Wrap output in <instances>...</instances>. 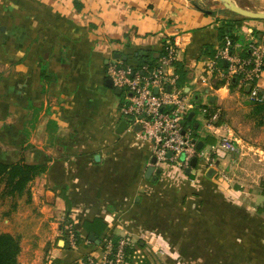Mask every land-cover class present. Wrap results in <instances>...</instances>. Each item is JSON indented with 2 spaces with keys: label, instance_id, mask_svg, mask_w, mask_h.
Listing matches in <instances>:
<instances>
[{
  "label": "crops",
  "instance_id": "obj_1",
  "mask_svg": "<svg viewBox=\"0 0 264 264\" xmlns=\"http://www.w3.org/2000/svg\"><path fill=\"white\" fill-rule=\"evenodd\" d=\"M228 22L234 54L264 44V20L216 2L0 0V161L47 165L4 220V232L20 239V264H73L84 255L100 262L107 236L133 238L149 264H264V125L239 81L215 88L218 78L207 76ZM170 38L180 42L185 90L196 97L197 147L235 139L219 167L201 159L190 173L157 166L151 141L136 128L118 132L125 95L108 85V67L136 70L141 55H160ZM258 86L264 94V72ZM203 108L221 109L222 124L203 116L201 125ZM97 217L108 225L102 242L70 248L63 222L84 232ZM150 244L164 254H149Z\"/></svg>",
  "mask_w": 264,
  "mask_h": 264
},
{
  "label": "built area",
  "instance_id": "obj_2",
  "mask_svg": "<svg viewBox=\"0 0 264 264\" xmlns=\"http://www.w3.org/2000/svg\"><path fill=\"white\" fill-rule=\"evenodd\" d=\"M248 46L250 56L241 58L234 54V45L230 37H226L208 64L207 76L218 78L226 85H230L233 79H239L241 87L249 92L253 101H262L264 98L260 95L258 81L264 72V44L250 41ZM180 47L177 39H168L159 57L158 67L146 74L144 70L141 72L114 64L108 67L107 75L114 87L121 89L125 95V103L120 110L128 127L132 130L139 125L141 129L138 135L152 142L157 166L171 162L186 170L191 167L195 157L207 165L215 166L235 150V139L232 133H228L209 149H198L195 129L185 123L186 117L196 109L197 102L178 84L177 72L169 73L170 69L176 68ZM223 61L226 62L225 66ZM203 81H206V76ZM201 113L206 117L209 109L203 108ZM220 119L221 109H217L208 119L207 125L211 126V123L219 122ZM182 155L185 156L184 160ZM222 178L229 179L227 175ZM60 233L70 248L90 242L84 236L77 235L74 223L68 220L63 222ZM137 247L131 237L114 239L107 236L103 240L100 262L90 255H84L73 264H149L143 261L146 256ZM148 248L149 254H164L161 246L150 244Z\"/></svg>",
  "mask_w": 264,
  "mask_h": 264
},
{
  "label": "trees",
  "instance_id": "obj_3",
  "mask_svg": "<svg viewBox=\"0 0 264 264\" xmlns=\"http://www.w3.org/2000/svg\"><path fill=\"white\" fill-rule=\"evenodd\" d=\"M226 37H230L232 44H235L236 39L233 35L232 22H228L222 27L223 41ZM248 45L249 43L247 44L245 50L246 57H249L251 54ZM160 55H162V52ZM160 55L157 56L151 53L147 55H141V66L140 68L136 69V71H145L144 73L146 74L155 69L158 67ZM175 66L177 74L179 75L178 84L185 88L188 82L185 65L184 63L177 61L175 62ZM235 81L237 82L239 79L232 80L231 85H234ZM224 84V81L218 79L214 82L213 86L215 88H219ZM244 92L249 94L247 90H244ZM260 95L264 98V94H262V92H260ZM215 111V109H209V114L206 116V119H209ZM254 115L259 125H264V99L262 101H254ZM185 123L186 125H191L193 128H195L194 120L190 117V115L186 117ZM218 123L222 124V121H219ZM198 136V133L195 132V138H198ZM208 142L214 143V140L209 139ZM46 169V164H32L27 163L26 161H18L15 163H5L0 161V201H3L5 198H10L13 200V207L16 208L18 199L27 193L30 182L33 181L37 176L44 173ZM262 187L264 192V182L262 183ZM260 211L264 212V207L261 208ZM107 227L108 225L105 220L103 218L97 217L93 221H86L83 224V228L85 230L84 232H79L76 228L75 230L79 236H84L87 239H91V235H94L96 236L97 241L99 240L102 242L104 238L103 235L105 234ZM20 252V239L14 234L0 232V264H20Z\"/></svg>",
  "mask_w": 264,
  "mask_h": 264
},
{
  "label": "water",
  "instance_id": "obj_4",
  "mask_svg": "<svg viewBox=\"0 0 264 264\" xmlns=\"http://www.w3.org/2000/svg\"><path fill=\"white\" fill-rule=\"evenodd\" d=\"M217 2L224 5V7L238 15L251 18V19H261L264 20V11H258V10H252L249 8H245L237 4L234 0H216ZM108 85L112 87V81L108 80ZM171 89V86L168 87ZM118 92H121V89H117ZM157 91V90H156ZM193 115V113L190 114V117ZM128 126V123L126 121H123L118 129V132H123ZM136 131H140L141 127L138 125L135 127ZM203 146V143L198 144V149H201ZM182 160H184L185 156L182 155ZM199 159L197 157L193 158L191 165L192 167H196L198 164ZM153 162H156V158L153 159ZM154 168H150L148 170L147 176L149 177L153 173ZM191 169H188L187 172L190 173ZM212 171H210V174ZM92 240H96V236L91 235Z\"/></svg>",
  "mask_w": 264,
  "mask_h": 264
},
{
  "label": "rangeland",
  "instance_id": "obj_5",
  "mask_svg": "<svg viewBox=\"0 0 264 264\" xmlns=\"http://www.w3.org/2000/svg\"><path fill=\"white\" fill-rule=\"evenodd\" d=\"M234 1L239 3L240 5L249 6V8L252 10L264 11V0H234ZM205 2L207 3V6H210L211 3H215V2L219 3L216 0H204V4ZM196 120L199 121L201 125L204 124L203 115L200 111H198L197 113ZM216 166L219 167V163H216ZM16 210L17 209H14L13 207V200H11L10 198H5L3 199V201H0V232H4V229H6L8 226L11 225L10 223L6 224L4 220L12 219L13 215L15 214L14 212H16ZM9 211L10 213L6 214Z\"/></svg>",
  "mask_w": 264,
  "mask_h": 264
}]
</instances>
